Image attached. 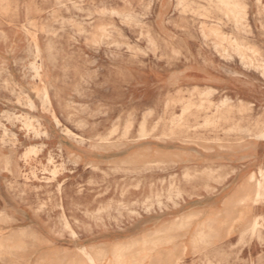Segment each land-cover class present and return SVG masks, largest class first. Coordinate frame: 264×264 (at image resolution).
<instances>
[{"label":"rangeland","instance_id":"374dc122","mask_svg":"<svg viewBox=\"0 0 264 264\" xmlns=\"http://www.w3.org/2000/svg\"><path fill=\"white\" fill-rule=\"evenodd\" d=\"M230 1L0 0V264H264V0Z\"/></svg>","mask_w":264,"mask_h":264},{"label":"bare ground","instance_id":"6f19581e","mask_svg":"<svg viewBox=\"0 0 264 264\" xmlns=\"http://www.w3.org/2000/svg\"><path fill=\"white\" fill-rule=\"evenodd\" d=\"M221 2L228 9L231 8L230 9L231 12L234 13V8L237 7L236 3H233L230 0H221ZM234 48L236 49V51L238 52V55L242 59L243 58V54L241 52H239L240 47L238 45H236ZM145 135H146L145 130L142 128L141 129V137H144ZM257 136L258 137H263L264 134H260V135H257ZM261 175H263V172H261ZM255 186H256V190H255L254 196L257 199V198H259L261 196L262 191H264V181L256 180ZM258 225H259V218L258 217H254L252 219V221L250 222L251 229L255 230L258 227ZM28 232H30V231L28 230ZM123 253H124V250H122L120 246H115L111 250L112 260L108 264H126L127 263L126 257H124ZM84 255H85V258H86L88 264H102V260L104 259V256L106 255V252L102 251V250L97 251L96 254L90 253V252H84Z\"/></svg>","mask_w":264,"mask_h":264}]
</instances>
